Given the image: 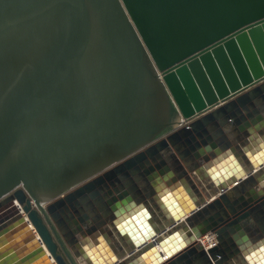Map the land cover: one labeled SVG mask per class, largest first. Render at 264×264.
Wrapping results in <instances>:
<instances>
[{
  "label": "water",
  "instance_id": "obj_1",
  "mask_svg": "<svg viewBox=\"0 0 264 264\" xmlns=\"http://www.w3.org/2000/svg\"><path fill=\"white\" fill-rule=\"evenodd\" d=\"M260 56L264 0H0V264H264Z\"/></svg>",
  "mask_w": 264,
  "mask_h": 264
},
{
  "label": "built area",
  "instance_id": "obj_2",
  "mask_svg": "<svg viewBox=\"0 0 264 264\" xmlns=\"http://www.w3.org/2000/svg\"><path fill=\"white\" fill-rule=\"evenodd\" d=\"M216 243L217 242L213 234H207L199 240V244L205 249L215 246Z\"/></svg>",
  "mask_w": 264,
  "mask_h": 264
},
{
  "label": "crops",
  "instance_id": "obj_3",
  "mask_svg": "<svg viewBox=\"0 0 264 264\" xmlns=\"http://www.w3.org/2000/svg\"><path fill=\"white\" fill-rule=\"evenodd\" d=\"M256 134H257L258 139L261 141V143H263L262 138L259 137L258 133H256ZM256 134H255V135H256ZM33 263H34V264H38V261L36 260V261H34ZM51 264H53V263H51Z\"/></svg>",
  "mask_w": 264,
  "mask_h": 264
},
{
  "label": "bare ground",
  "instance_id": "obj_4",
  "mask_svg": "<svg viewBox=\"0 0 264 264\" xmlns=\"http://www.w3.org/2000/svg\"><path fill=\"white\" fill-rule=\"evenodd\" d=\"M258 41L260 42L261 40H260V39H258V40H257V42H258ZM260 57H261V56H260ZM261 62H262V64H263V67H264V57H261ZM18 207H19V206H18ZM19 210H20V207H19ZM20 211H21V210H20Z\"/></svg>",
  "mask_w": 264,
  "mask_h": 264
}]
</instances>
